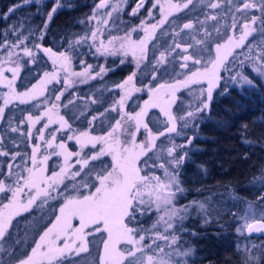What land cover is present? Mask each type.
I'll use <instances>...</instances> for the list:
<instances>
[{"label": "trees", "instance_id": "trees-1", "mask_svg": "<svg viewBox=\"0 0 264 264\" xmlns=\"http://www.w3.org/2000/svg\"><path fill=\"white\" fill-rule=\"evenodd\" d=\"M135 1L0 0V213L21 204L0 226V264L29 259L61 206L98 190L113 167L104 137L149 90L190 81L169 119L152 106L136 134L123 217L135 241L113 245L108 220L94 221L56 264H264V247L248 248L264 235L238 231L249 205L264 210V43L248 45L264 0H145L131 12ZM205 19L219 25L202 60L180 68L169 32ZM159 195L170 213L151 203Z\"/></svg>", "mask_w": 264, "mask_h": 264}, {"label": "rangeland", "instance_id": "rangeland-1", "mask_svg": "<svg viewBox=\"0 0 264 264\" xmlns=\"http://www.w3.org/2000/svg\"><path fill=\"white\" fill-rule=\"evenodd\" d=\"M144 2L145 0H136L130 11H137ZM253 3L258 5L255 1ZM239 5L240 3L236 6ZM259 11H261L260 8L257 9V12ZM216 18H218V16ZM215 20L216 19L213 21ZM194 22L195 21H188L183 25L184 29H187L184 33H173L176 30L169 32V42L171 45L176 46L175 48H171L172 57H176V64L180 68L189 62L194 61L197 64L202 60L204 55L203 47L206 49L205 41L208 40L206 37H213L214 29L219 25L206 26V19L195 26ZM252 28L253 27L249 28V30ZM186 34H188V39L185 36ZM208 34L210 35L206 36ZM166 35L165 33L163 38H165ZM178 35L185 36L181 38L183 42L178 39L174 40L178 38ZM139 43L138 41L135 42L134 46L139 45ZM261 43H264V25L261 27V31L257 32V34L251 38L248 45L250 48L251 46L258 47ZM168 55L170 57V52H168ZM254 57L258 60L257 55H254ZM257 63L258 62L254 65L260 69V65H257ZM201 75L202 74H199L200 77ZM210 78L211 77L208 79L210 80ZM211 82L212 79L209 83ZM190 83L191 81L184 84H186L187 87ZM184 84L182 82H173L160 85L154 90H149L153 91V93H151L153 100L151 102H146L144 108L142 107L136 113H130L119 120L117 130L115 129L112 133H108L104 137V145L113 158V167L101 180L98 190L85 197L67 200L61 206L56 219L43 232L32 255L29 259H25L19 264H56L63 256L76 252V248H79L82 234H86L87 228L92 225L94 221L108 220V226L104 227V229L109 231L108 238L113 245H117L121 240H127V243L135 241L130 228L123 224V217L132 202V190L137 185L136 183L134 184L135 178L140 174L136 166H134V169L129 167L130 165L132 167L135 160L139 158L144 150L140 152L139 145H135L136 134L139 131V127L145 126V110H149L152 106L156 108L154 111L158 112L159 115L157 116H163L164 119L165 117L169 119V113L174 111V102L178 97V95L176 96L177 91L183 88ZM196 84L200 83H192L191 86ZM199 89L200 88L196 89L195 87H191L188 92L194 96ZM128 91V86H125V92L127 93ZM141 91H143V89H141ZM180 94L184 96V92ZM189 110L190 109L186 110V112H189ZM145 130L146 136L155 135L151 129ZM128 169L130 172H128ZM167 181L170 183L173 182L169 177ZM160 197H162V195L152 198L151 203L159 212H161V209L164 207L166 212L170 213V209L167 207L168 200L162 201L159 199ZM19 205L21 204L15 197L5 204L2 213H0V226L13 210L17 211L19 209ZM173 212L172 214L174 215ZM256 221L259 226L264 224V210L251 204L241 215V225L238 227V231L245 233L246 228ZM256 245L264 247V241L258 242L251 239L248 241V248ZM105 252L108 258H110V256L119 258L118 252L112 251L108 246ZM145 261L147 264H170L168 257L160 254H154L153 257H146Z\"/></svg>", "mask_w": 264, "mask_h": 264}, {"label": "water", "instance_id": "water-1", "mask_svg": "<svg viewBox=\"0 0 264 264\" xmlns=\"http://www.w3.org/2000/svg\"><path fill=\"white\" fill-rule=\"evenodd\" d=\"M258 222H253L251 223L247 228H246V232L249 234H254L256 232H260L262 234H264V224L259 226L257 224Z\"/></svg>", "mask_w": 264, "mask_h": 264}]
</instances>
